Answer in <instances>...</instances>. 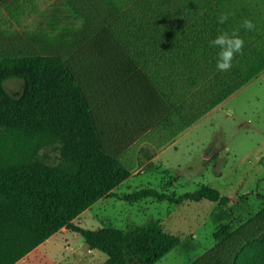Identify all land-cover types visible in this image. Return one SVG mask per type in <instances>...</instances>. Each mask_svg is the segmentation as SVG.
I'll list each match as a JSON object with an SVG mask.
<instances>
[{
	"label": "trees",
	"instance_id": "obj_1",
	"mask_svg": "<svg viewBox=\"0 0 264 264\" xmlns=\"http://www.w3.org/2000/svg\"><path fill=\"white\" fill-rule=\"evenodd\" d=\"M182 19L180 48L187 64L179 68L172 91L148 73H131L134 67L125 66L119 54L115 59L108 46L100 48L108 69L94 71L54 41L0 31V264H17L64 228L106 253V264H128L129 255L137 264H157L179 246L180 238L159 221L128 235L114 228L84 229L74 220L102 198L119 197L114 189L131 176L127 151L135 143L154 135L166 144L172 126L184 131L264 72V19L253 31L238 20L220 24L207 16L189 26ZM236 30L245 40L243 54L230 71L220 72V50L210 42ZM110 60L117 66L110 68ZM12 79L24 83L18 95L5 85ZM115 79L131 85L123 93L114 91ZM107 95L112 97L109 107L101 99ZM117 122L122 125L116 128ZM159 123L170 126L154 130ZM48 150L57 154L55 161L44 156ZM144 198L176 204L208 199L225 207L231 202L209 185L179 197L156 188L122 197ZM248 234L255 236L253 229L224 235L199 264H232Z\"/></svg>",
	"mask_w": 264,
	"mask_h": 264
},
{
	"label": "rangeland",
	"instance_id": "obj_2",
	"mask_svg": "<svg viewBox=\"0 0 264 264\" xmlns=\"http://www.w3.org/2000/svg\"><path fill=\"white\" fill-rule=\"evenodd\" d=\"M191 1L9 0L0 4V31L54 41L94 71L108 69L107 57L100 54V48L108 46L115 59L119 54L125 66L134 67L131 73H148L172 91L179 68L187 64L180 48L184 38L180 19L187 18ZM113 66L117 65L110 60L109 67ZM5 85L18 95L24 83L12 79ZM130 85L115 79L113 89L123 93ZM241 90L184 131H173L172 126L166 144L154 135L135 143L127 151L133 163L131 176L114 189L119 197L102 198L74 223L84 229L114 228L137 235L159 221L165 231L180 238V244L157 264H199L224 235L253 229L255 236L248 234L232 264H264V75ZM101 99L110 106V95ZM169 126L159 123L154 130ZM56 155L52 150L44 153L51 162ZM205 185L229 196V205L208 199L180 204L122 199L142 188L179 197ZM107 260L108 255L91 249L81 234L64 228L17 264H106ZM128 264H137L131 255Z\"/></svg>",
	"mask_w": 264,
	"mask_h": 264
},
{
	"label": "crops",
	"instance_id": "obj_3",
	"mask_svg": "<svg viewBox=\"0 0 264 264\" xmlns=\"http://www.w3.org/2000/svg\"><path fill=\"white\" fill-rule=\"evenodd\" d=\"M222 14H227L228 19L235 21L238 20V22L242 24L245 19H249L252 20L255 25H258L261 20L264 19V0H192L187 11V18H183L182 20L190 26L194 25L202 17L207 16H209L211 21H219V17ZM206 28L211 29V26ZM263 75L264 72L259 77L252 80L249 84ZM245 88H243V90ZM52 237H54V235ZM43 244H45V242ZM43 244H41L38 248H40Z\"/></svg>",
	"mask_w": 264,
	"mask_h": 264
},
{
	"label": "clouds",
	"instance_id": "obj_4",
	"mask_svg": "<svg viewBox=\"0 0 264 264\" xmlns=\"http://www.w3.org/2000/svg\"><path fill=\"white\" fill-rule=\"evenodd\" d=\"M227 20V14H222L219 17L220 24L226 23ZM242 26L246 31H253L255 29V24L249 19H245ZM210 46L220 50L216 63L217 70L220 72H228L232 69L233 61L236 57L243 54L245 40L240 36L239 30L231 33L223 31L210 42Z\"/></svg>",
	"mask_w": 264,
	"mask_h": 264
}]
</instances>
